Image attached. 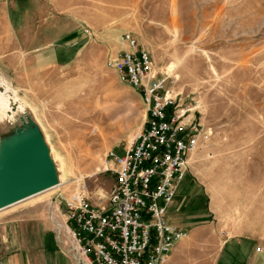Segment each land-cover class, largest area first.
I'll use <instances>...</instances> for the list:
<instances>
[{
  "label": "rangeland",
  "instance_id": "obj_1",
  "mask_svg": "<svg viewBox=\"0 0 264 264\" xmlns=\"http://www.w3.org/2000/svg\"><path fill=\"white\" fill-rule=\"evenodd\" d=\"M124 32L211 132L188 161L197 196L177 224L189 235L164 264H264V0H0L3 92L47 137L58 180L0 215L43 218L56 236L53 201L61 222L76 193L106 205L114 178L105 153L122 155L146 118L140 93L107 66ZM61 232L73 253L72 233Z\"/></svg>",
  "mask_w": 264,
  "mask_h": 264
},
{
  "label": "built area",
  "instance_id": "obj_2",
  "mask_svg": "<svg viewBox=\"0 0 264 264\" xmlns=\"http://www.w3.org/2000/svg\"><path fill=\"white\" fill-rule=\"evenodd\" d=\"M121 41L122 50L107 66L140 93L146 118L122 155L105 153L104 168L114 178L106 205L76 193L64 199L65 221L89 264H164L176 241L188 235L169 221L167 207L188 171L189 156L210 146L211 132L182 109L150 51L130 32ZM56 239L64 249L62 232Z\"/></svg>",
  "mask_w": 264,
  "mask_h": 264
},
{
  "label": "crops",
  "instance_id": "obj_3",
  "mask_svg": "<svg viewBox=\"0 0 264 264\" xmlns=\"http://www.w3.org/2000/svg\"><path fill=\"white\" fill-rule=\"evenodd\" d=\"M194 176L189 170L182 180L176 182V195L170 203L169 213V206L167 207L169 221L184 230L186 228L180 227L177 219L180 214L187 215L188 202L197 196ZM193 220L194 217H190V222L186 225L194 224ZM0 264L74 263L69 254L59 247L56 236L52 234V229L45 219L5 213L0 215Z\"/></svg>",
  "mask_w": 264,
  "mask_h": 264
},
{
  "label": "bare ground",
  "instance_id": "obj_4",
  "mask_svg": "<svg viewBox=\"0 0 264 264\" xmlns=\"http://www.w3.org/2000/svg\"><path fill=\"white\" fill-rule=\"evenodd\" d=\"M4 86L5 81L0 77V108L8 111L5 112V115L8 116V123L3 125L6 133L0 136V183H9L13 175L19 171L27 175L37 173L50 177L52 187L47 189L50 190L58 183L53 148L47 137L40 132H36L29 114L23 112V107H19V113L13 109V103L17 97L5 94L3 92ZM9 105L11 106L9 107ZM101 196H104V194L102 193ZM55 208H57V204L53 201L51 212H49L52 213V216L51 214L50 216L58 228V234L61 231L70 234L71 229L66 221L61 222L57 219L58 213H54ZM70 249L73 250V256L79 264H89L87 259L79 252L77 243L73 241Z\"/></svg>",
  "mask_w": 264,
  "mask_h": 264
},
{
  "label": "water",
  "instance_id": "obj_5",
  "mask_svg": "<svg viewBox=\"0 0 264 264\" xmlns=\"http://www.w3.org/2000/svg\"><path fill=\"white\" fill-rule=\"evenodd\" d=\"M52 187V180L47 175H27L17 172L11 181L0 183V210L21 202L31 196Z\"/></svg>",
  "mask_w": 264,
  "mask_h": 264
}]
</instances>
